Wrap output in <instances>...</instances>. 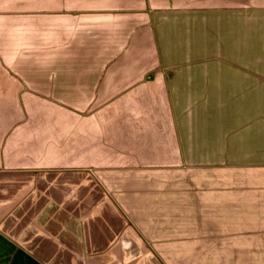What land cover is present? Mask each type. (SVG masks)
<instances>
[{"label":"crops","instance_id":"obj_1","mask_svg":"<svg viewBox=\"0 0 264 264\" xmlns=\"http://www.w3.org/2000/svg\"><path fill=\"white\" fill-rule=\"evenodd\" d=\"M264 264V0H0V264Z\"/></svg>","mask_w":264,"mask_h":264},{"label":"rangeland","instance_id":"obj_2","mask_svg":"<svg viewBox=\"0 0 264 264\" xmlns=\"http://www.w3.org/2000/svg\"><path fill=\"white\" fill-rule=\"evenodd\" d=\"M136 261H138L140 264H142V257L140 256L138 259L135 257Z\"/></svg>","mask_w":264,"mask_h":264}]
</instances>
